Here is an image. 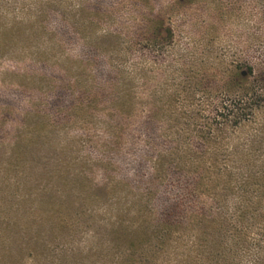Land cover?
I'll list each match as a JSON object with an SVG mask.
<instances>
[{"label":"rangeland","instance_id":"374dc122","mask_svg":"<svg viewBox=\"0 0 264 264\" xmlns=\"http://www.w3.org/2000/svg\"><path fill=\"white\" fill-rule=\"evenodd\" d=\"M0 264H264V0H0Z\"/></svg>","mask_w":264,"mask_h":264},{"label":"trees","instance_id":"16d2710c","mask_svg":"<svg viewBox=\"0 0 264 264\" xmlns=\"http://www.w3.org/2000/svg\"><path fill=\"white\" fill-rule=\"evenodd\" d=\"M105 92V90L102 92V93H104ZM125 113V112H124ZM123 112H121V110H120V112H119V115H125ZM124 118V117H123ZM117 138H119V136H117ZM161 167L164 169V165L162 164L161 165ZM192 170H196V171H198V167H194V168H192ZM193 172V171H192Z\"/></svg>","mask_w":264,"mask_h":264}]
</instances>
